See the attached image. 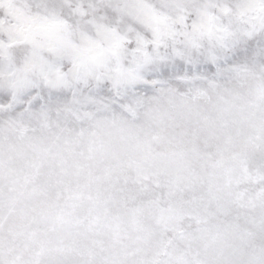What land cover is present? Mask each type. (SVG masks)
Listing matches in <instances>:
<instances>
[{
	"label": "snow or ice",
	"instance_id": "obj_1",
	"mask_svg": "<svg viewBox=\"0 0 264 264\" xmlns=\"http://www.w3.org/2000/svg\"><path fill=\"white\" fill-rule=\"evenodd\" d=\"M245 225L264 0H0V264H264L209 253Z\"/></svg>",
	"mask_w": 264,
	"mask_h": 264
},
{
	"label": "rangeland",
	"instance_id": "obj_2",
	"mask_svg": "<svg viewBox=\"0 0 264 264\" xmlns=\"http://www.w3.org/2000/svg\"><path fill=\"white\" fill-rule=\"evenodd\" d=\"M15 143V141H13ZM7 147V145H6ZM194 227V226H193ZM245 228L252 232L251 235L247 237V239L243 242V246H233V242L230 239H225V241L218 245L217 248L209 249V253H213L215 251H223L228 256H233V253H235L234 258L236 260H240L242 257H247L250 255V253L254 249H258L262 244H264V239H261V237L255 233V231L251 228L250 225H245ZM16 229L13 227V232H15ZM14 237L8 234V231L6 229L5 231V243L9 244L13 241ZM198 247V242H193V248ZM178 248L184 249L185 245L183 242H178Z\"/></svg>",
	"mask_w": 264,
	"mask_h": 264
}]
</instances>
